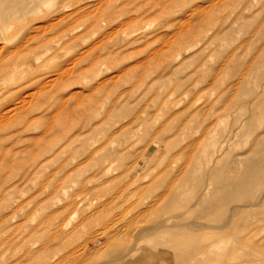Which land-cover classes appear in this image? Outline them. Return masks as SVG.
Returning a JSON list of instances; mask_svg holds the SVG:
<instances>
[{
  "label": "rangeland",
  "instance_id": "374dc122",
  "mask_svg": "<svg viewBox=\"0 0 264 264\" xmlns=\"http://www.w3.org/2000/svg\"><path fill=\"white\" fill-rule=\"evenodd\" d=\"M1 119L0 264H264V0H0Z\"/></svg>",
  "mask_w": 264,
  "mask_h": 264
},
{
  "label": "bare ground",
  "instance_id": "6f19581e",
  "mask_svg": "<svg viewBox=\"0 0 264 264\" xmlns=\"http://www.w3.org/2000/svg\"><path fill=\"white\" fill-rule=\"evenodd\" d=\"M39 90V89H38ZM22 100H24L23 98H22ZM26 103V102H25ZM27 103H28V101H27ZM20 104H21V102H20ZM23 105H24V103H23ZM13 108V107H12ZM60 108V107H59ZM9 110V109H8ZM5 113V112H4ZM6 114V116H7V113H5ZM3 115V114H2ZM9 116V115H8ZM7 116V117H8ZM5 117V116H4ZM1 122H2V119L0 120ZM3 121H4V119H3ZM233 186H235V185H233ZM231 188H233V187H231Z\"/></svg>",
  "mask_w": 264,
  "mask_h": 264
}]
</instances>
